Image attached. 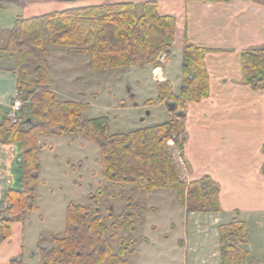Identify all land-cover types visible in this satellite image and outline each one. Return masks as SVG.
<instances>
[{
  "label": "trees",
  "instance_id": "1",
  "mask_svg": "<svg viewBox=\"0 0 264 264\" xmlns=\"http://www.w3.org/2000/svg\"><path fill=\"white\" fill-rule=\"evenodd\" d=\"M176 35V17L161 14L157 0H104L98 5L56 10L17 21L3 51L15 58L13 72L17 75L22 108L16 121L0 116V143L21 144L23 148L22 189L10 187L7 192L0 226L2 240L11 237L14 223L24 222L37 208L40 152L47 146L40 143L41 136H79L98 143L103 176L110 183L105 188H110L112 198L117 196L116 188H121L120 196L124 197L128 186L149 194L172 190L189 213L221 211L219 183L210 175L190 182L184 179L169 144L173 141L184 159L188 103L210 94V76L204 60L207 49L184 38L182 88L175 94L169 81L158 83V101L173 102L175 108L169 119L155 126L110 133L108 116L88 119L83 113L88 103L61 100L52 89L47 58L50 46L89 56L94 70L145 69L148 65L162 66V55H166L165 62L170 61ZM242 69L244 83L263 88L264 47L244 51ZM147 103L157 102L151 99ZM28 110L30 114L24 115ZM28 118L33 122L25 126ZM102 196L99 189L89 197L88 204H69L66 228L63 233H53L48 246L41 245L40 264H130L128 256L138 252L137 240L120 237V232L130 229L134 233V220L142 215L131 211L124 219L111 215L114 221L110 223L102 214ZM132 206L147 212L156 210L143 203ZM218 231L222 264H248L246 223L235 219L219 226ZM115 245H119L117 251Z\"/></svg>",
  "mask_w": 264,
  "mask_h": 264
},
{
  "label": "crops",
  "instance_id": "2",
  "mask_svg": "<svg viewBox=\"0 0 264 264\" xmlns=\"http://www.w3.org/2000/svg\"><path fill=\"white\" fill-rule=\"evenodd\" d=\"M159 5L161 14L177 19L174 46L180 58L173 64V46L169 62L157 68L148 65L144 71L155 83L153 91H158V82L169 81L179 94L184 38L208 50L204 60L210 94L188 103L184 159L178 156L177 161L187 181L210 175L219 183L222 209L218 213H189L172 199L183 218L179 223L171 221L169 230L163 232L149 219L160 208L148 204L157 211L148 212L142 227L146 230L134 232L138 252L128 256L130 264H222L218 228L235 219L247 225L248 264H264V87L244 83L242 69L243 52L264 47V1L159 0ZM56 10L46 1L0 0V36L4 34L0 37V116L13 115L12 104L18 95L15 58H8L3 51L7 35L18 20ZM58 88L56 83L53 89L60 98ZM163 104L169 119L171 110L167 102ZM10 147L0 143V211L9 188L22 189L20 147ZM158 191L149 194V199ZM23 223H14L11 237L0 241V264L20 254L23 241L18 234Z\"/></svg>",
  "mask_w": 264,
  "mask_h": 264
},
{
  "label": "rangeland",
  "instance_id": "3",
  "mask_svg": "<svg viewBox=\"0 0 264 264\" xmlns=\"http://www.w3.org/2000/svg\"><path fill=\"white\" fill-rule=\"evenodd\" d=\"M41 1L54 4L58 10L104 3V0H79L74 3ZM122 1L141 3L146 0ZM157 1L159 3V0ZM1 36L3 37L4 34ZM174 47L176 51H173L175 55H173V64L177 65L180 56L176 46ZM49 51L47 58L53 77L52 89L57 83L61 100L88 103L89 106L83 112L84 117L88 119L108 116L110 133L129 132L142 127L155 126L162 124L168 118L167 106L163 104L164 102L158 101L157 88L153 91L155 83L149 79L144 69L131 68V72L128 69L94 70L90 66L89 56L71 54L67 48L63 47L50 46ZM9 55L8 53V58ZM162 56L165 57L161 58V62L164 63L166 55ZM151 99L157 103L148 104L147 101ZM27 103L30 101L28 100ZM29 114V110L24 112L26 116ZM8 116L14 121L19 118L17 115ZM45 137L40 138V143L47 146L40 153V179L36 188L38 207L20 226L21 230L18 234L23 241L19 252L22 253L24 264H40L41 245L48 243L53 233H62L66 228L69 204L71 202L88 204L89 197L99 189L103 191V196L100 198L102 214L110 223L114 221L111 215L116 219H124L131 211L136 215H142L134 220L136 230L137 228L139 231L146 230V226L142 228L143 223L148 212L151 211L137 209L132 206L134 203H143L147 208H149L148 204L159 207L160 210L150 215L149 219L163 232L169 230L171 221L177 223L182 221L183 215L179 212V205L175 206L172 202L174 199L176 203H179L172 190H159L151 200L148 192L133 191V186H128L124 197L120 196L121 188H116L117 196L112 198L109 195L110 188H105L110 183L103 176L100 163L101 150L98 143L75 136H50L48 141ZM169 144L177 159L180 152L178 146L173 141ZM7 146L8 149L12 148L10 146L16 148L19 146L22 160L21 144ZM9 152L11 153V150ZM131 198L132 201L129 203ZM170 211H172L171 215ZM133 234L130 229H127L125 232H120V237L130 240ZM115 249L117 251L119 245H115Z\"/></svg>",
  "mask_w": 264,
  "mask_h": 264
},
{
  "label": "flooded vegetation",
  "instance_id": "4",
  "mask_svg": "<svg viewBox=\"0 0 264 264\" xmlns=\"http://www.w3.org/2000/svg\"><path fill=\"white\" fill-rule=\"evenodd\" d=\"M6 206H7V204H6V201H5V205L3 206V208H2L1 211H0V226H1V220H2V211L5 209ZM0 241H4V240H2L1 237H0ZM47 244H48V243H45L44 246H48ZM18 261H23L22 253L17 254L16 256L12 257V258L8 261V264H17Z\"/></svg>",
  "mask_w": 264,
  "mask_h": 264
},
{
  "label": "water",
  "instance_id": "5",
  "mask_svg": "<svg viewBox=\"0 0 264 264\" xmlns=\"http://www.w3.org/2000/svg\"><path fill=\"white\" fill-rule=\"evenodd\" d=\"M37 1H41V0H37ZM53 1H60V2H68V3H74V2H77L79 0H53ZM264 1V0H263ZM168 107L170 110H173L175 108V103L173 102H168L167 103ZM33 120L32 118H28L25 122H24V125L26 126L27 124L29 123H32Z\"/></svg>",
  "mask_w": 264,
  "mask_h": 264
},
{
  "label": "built area",
  "instance_id": "6",
  "mask_svg": "<svg viewBox=\"0 0 264 264\" xmlns=\"http://www.w3.org/2000/svg\"><path fill=\"white\" fill-rule=\"evenodd\" d=\"M22 108V100L18 97L14 99L13 104H12V114L17 115L21 111Z\"/></svg>",
  "mask_w": 264,
  "mask_h": 264
}]
</instances>
